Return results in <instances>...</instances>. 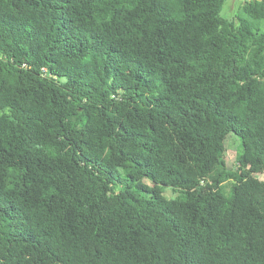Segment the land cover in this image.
<instances>
[{
  "label": "trees",
  "instance_id": "1",
  "mask_svg": "<svg viewBox=\"0 0 264 264\" xmlns=\"http://www.w3.org/2000/svg\"><path fill=\"white\" fill-rule=\"evenodd\" d=\"M224 3L0 0V264H264V0Z\"/></svg>",
  "mask_w": 264,
  "mask_h": 264
},
{
  "label": "rangeland",
  "instance_id": "2",
  "mask_svg": "<svg viewBox=\"0 0 264 264\" xmlns=\"http://www.w3.org/2000/svg\"><path fill=\"white\" fill-rule=\"evenodd\" d=\"M245 0H225L221 14L224 16H233L237 12L238 6ZM225 151H224V160L228 167L236 165L235 159L236 154L240 150V140L233 133H229L224 141ZM257 178L264 180V174H257ZM223 191L226 195H230L231 182L227 181L222 184ZM163 193L168 198H173L176 193L173 192L170 188H165Z\"/></svg>",
  "mask_w": 264,
  "mask_h": 264
}]
</instances>
